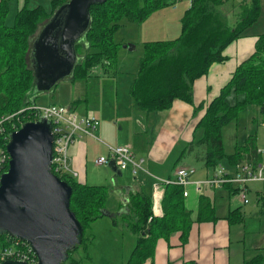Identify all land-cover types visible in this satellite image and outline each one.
Here are the masks:
<instances>
[{"label": "trees", "instance_id": "trees-1", "mask_svg": "<svg viewBox=\"0 0 264 264\" xmlns=\"http://www.w3.org/2000/svg\"><path fill=\"white\" fill-rule=\"evenodd\" d=\"M9 1L0 0V116L33 104L29 100L34 87L30 60L32 41L53 12L68 0H51L48 10L42 5L28 7L24 4L17 9L13 23L7 25L5 19ZM224 1L191 0L181 16L180 32L176 37L142 43V55L128 90L135 109L151 113L169 109L176 99L192 103L194 80L205 75L212 63L226 59L224 49L243 36L260 13L259 0L239 6L228 0V11L240 9L236 21L230 24L225 15L227 12L219 9ZM167 4L173 2L106 0L92 5L88 26L74 43L76 62L67 77L87 78L95 66L102 68L104 73L110 71L116 63L119 44L114 42L113 34L120 21L126 19L140 23ZM246 109L251 116L264 112V32L258 35L254 51L236 66L219 94L206 105L194 129L201 130L200 137L189 142L180 156L185 151H194L195 157L201 155L200 160L206 168H213L222 158H226L228 165L246 158L256 165L259 157L255 145L258 124L255 117L244 141L235 145L232 153L224 151L223 127L236 120L239 113ZM5 128L7 135L11 130L8 125ZM57 175L72 187L70 209L83 229L81 242L68 251L66 261L61 264H80V259L72 255L90 240L91 237L84 233L88 224L105 215L110 190L106 185L79 182L68 174ZM150 191L144 185L137 190L129 189L127 202L119 203L116 208L115 215L125 218V225L135 236L134 247L122 264H142L153 256L158 239L168 238L179 231V238L184 241L190 230L191 212L185 206L180 185L170 183L164 186L162 216L158 217L152 216ZM198 201L196 220L215 219L212 201L206 195H200ZM109 214L115 216L114 212ZM227 219L241 222L240 209L229 211ZM7 239V235L0 234V248L8 243ZM241 264H264V248Z\"/></svg>", "mask_w": 264, "mask_h": 264}, {"label": "crops", "instance_id": "crops-1", "mask_svg": "<svg viewBox=\"0 0 264 264\" xmlns=\"http://www.w3.org/2000/svg\"><path fill=\"white\" fill-rule=\"evenodd\" d=\"M169 1L177 3V5L181 2L178 0ZM259 3L260 13L257 20L245 30L243 36L234 40L224 49L223 54L226 59L222 62L212 63L205 75L194 80L192 85V103L176 99L167 110L146 113L135 109L131 100L128 99L125 101V108L122 111L114 112L115 118L113 117L114 114H108L106 106L97 104L96 108L101 109L103 112V120H101L100 114L96 112L97 110L91 108L89 112L84 111L83 114L95 115L99 118L100 125L97 133L98 136L101 134L103 139L83 136L70 145L68 149L69 165L72 171L77 172V176L72 177L80 182L92 183L91 185H102L94 184L98 183L95 177L85 174L84 170L88 162L93 159L95 161L99 156L107 154L106 145H129L134 153V159L142 160V169L140 170L142 173L140 175L138 172L133 174L131 167L124 169L128 170L133 176L129 182L130 186H127L128 189L137 190L144 185L146 190L149 191L155 181V177H171V171L174 167L183 166V164L177 163L179 158L177 159L178 156L176 157V155H180L189 142L200 137L201 130L194 129L196 123L204 114L206 105L219 94L221 87L230 79L236 66L254 51L258 35L264 32V0H260ZM185 4L188 7V0H186ZM239 11L240 9L235 12L228 11L230 24L236 21ZM179 24L180 21L176 16L172 25L174 31H176V27ZM166 29L170 30V26H166ZM146 40L156 39H143L142 41ZM135 72L136 70L134 74ZM134 74L131 79H133ZM85 99L84 102L86 101ZM245 112L247 115L244 131L239 137H235V142L229 145L226 153H232L235 145L244 141L252 128L251 120L255 117L258 121L255 135L256 152L259 157L258 163H264V112L261 115L255 113L253 116L250 115L247 109ZM110 115L112 116L110 117ZM229 124L223 127L222 138L224 128ZM117 126L119 127L118 129L116 128ZM120 133L124 140L116 139V137L120 138ZM193 153L194 151L191 152V154ZM200 156H198L199 158L195 157L196 160H200ZM242 161L254 165L252 160L248 158ZM103 166V168H106L105 165ZM105 170L108 169L106 168ZM124 170H121L120 175L114 170L112 171L117 176H122ZM228 170L233 171V168H228ZM212 171L205 170V166L197 173L195 169L194 175L195 173L196 175L195 177L192 176V179L202 180ZM115 182L118 183V180L116 181L115 179ZM206 187L209 188H205V191L198 194L195 188L190 186L188 195L184 197L185 206L190 210L192 218V224L185 240H180L179 231L172 233L168 238L158 239L153 256L142 264H241L252 258L261 248H264V236L256 238L253 244L245 245L247 233L243 220L234 222L227 219L229 211L235 208L240 209L242 218H244L246 214L244 205H248L250 202L251 193L256 196L257 207L264 215V181H252L245 185L247 202L240 195L242 187L240 188L237 184L228 183L220 187L206 185ZM211 188L221 191L218 194V197L221 198L219 207L211 194L212 192L214 195V192L210 190ZM124 192H126V189H124ZM200 195H206L212 201L215 208V219L196 220ZM107 211H109L108 213L113 212L109 208H107ZM106 216H110V214Z\"/></svg>", "mask_w": 264, "mask_h": 264}, {"label": "water", "instance_id": "water-1", "mask_svg": "<svg viewBox=\"0 0 264 264\" xmlns=\"http://www.w3.org/2000/svg\"><path fill=\"white\" fill-rule=\"evenodd\" d=\"M105 1L68 0L53 12L31 44L33 90L48 91L70 75L76 62L74 43L88 26L90 7ZM52 141L49 119L23 122L9 134L10 159L0 175V234L26 241L38 257L37 264L66 261L83 233L70 209L72 187L51 169ZM108 165L120 175L113 161ZM0 264L27 263L8 259Z\"/></svg>", "mask_w": 264, "mask_h": 264}, {"label": "rangeland", "instance_id": "rangeland-1", "mask_svg": "<svg viewBox=\"0 0 264 264\" xmlns=\"http://www.w3.org/2000/svg\"><path fill=\"white\" fill-rule=\"evenodd\" d=\"M178 1H181L178 5L177 3L167 4L155 12L150 13L140 23H132L126 19H121L120 26L113 34V40L119 44V47L116 63L110 71L104 73L102 68L95 66L87 78L71 79L64 77L57 80L48 91L33 90L29 94V100L36 106H47L50 104L71 106V109L81 115L84 111L89 112L92 108L93 110H97L96 112L100 114L101 120H103V112L101 109L96 108L97 104L106 106L108 114L122 111L125 108V101L130 99L128 89L134 71L138 68L139 58L142 55V40L171 39L179 34L181 24L176 27V31H174L172 25L176 16L180 21L187 7L185 4L186 0ZM167 2L171 3L169 0ZM230 3L239 6L241 4H250L251 0H233ZM24 4L28 7L42 5L48 10L51 0H10L9 10L5 19L7 25L13 23L17 9ZM220 5L219 9L227 12L225 15L228 18V0H225ZM168 25L170 26V30L166 29ZM128 44L134 47L132 49L124 47V45ZM84 99L86 100L85 102ZM246 115L245 111L240 112L237 119L224 128L223 140L225 153L228 151L229 145L235 142V137H239L244 131ZM113 117L115 118V114ZM116 128L118 129L119 127L117 126ZM122 138L121 133L120 138L116 137L117 140H124ZM98 139H103L101 134H99ZM179 156L176 155L177 159L179 158L178 161L176 159L177 163L188 167L194 166L193 168L196 169V173L204 168L203 162L196 160L195 153L191 154V151H185ZM103 165L108 170H105L106 168H103ZM103 165L96 164L93 159L88 162L84 173L95 177L98 183L94 184H102L109 187L110 197L108 198L107 208L112 209L114 212L113 215H115V209L118 204H125L127 202L128 191L131 189H128L127 186H130L129 182L133 176H131L128 170H124L122 176H117L108 164ZM216 165L223 168H233V166L228 165L226 158L220 159ZM178 167L172 169L171 177H174ZM205 170L212 171L213 168L205 167ZM138 173L140 175L142 172L139 170ZM195 175L193 174V177ZM115 179L116 181L118 180V183L115 182ZM83 183L86 182L84 181ZM86 184L92 183L87 182ZM205 188L209 187L203 185L202 192L206 190ZM124 189L127 192H124ZM210 190L214 192V195L212 192L211 194L218 206L221 200L218 194L221 191L213 188ZM224 198L226 199V197ZM257 202L256 196L251 193L250 202L248 205H244L246 214L243 218V224L247 233L245 245L253 244L256 238L264 236V215H262L261 210L257 207ZM84 233L92 239L87 240L85 247L81 245L72 255L74 258L80 259V264H122L128 259L135 244V236L125 225V218L118 215L114 217L104 215L90 222L85 228Z\"/></svg>", "mask_w": 264, "mask_h": 264}, {"label": "built area", "instance_id": "built-area-1", "mask_svg": "<svg viewBox=\"0 0 264 264\" xmlns=\"http://www.w3.org/2000/svg\"><path fill=\"white\" fill-rule=\"evenodd\" d=\"M191 0L188 2L190 3ZM28 109L29 112L23 111ZM46 118L51 122L53 133L51 169L55 174H70L77 176L69 166L68 149L72 143L83 136L98 139L96 130L100 120L95 115L79 114L75 110L62 104H50L47 106H36L35 104L23 107L14 113L2 114L0 116V175L8 168L10 156L6 151V144L11 131L19 129L25 121H33L38 118ZM25 120V121H24ZM10 128L6 135L5 127ZM6 141V143H5ZM5 143L2 144V143ZM107 154L99 156L96 164H108L113 161L118 170L131 167L133 174L142 169L141 161L134 159V153L129 145H106ZM195 172L193 167L180 166L176 169L174 177L156 178L151 186L152 216H162V199L164 186L176 184L183 188L184 197L188 195V188L193 186L198 194L202 193L203 185L220 187L223 184L233 183L242 187L241 197L248 201L245 194V185L252 181H264V163L252 165L241 161L233 166V171L228 168L215 165L213 171L202 180H193ZM151 218V217H150ZM149 218V219H150ZM8 243L0 248V262L8 259L22 260L27 264H37L38 257L31 250L26 241L8 236Z\"/></svg>", "mask_w": 264, "mask_h": 264}, {"label": "bare ground", "instance_id": "bare-ground-1", "mask_svg": "<svg viewBox=\"0 0 264 264\" xmlns=\"http://www.w3.org/2000/svg\"><path fill=\"white\" fill-rule=\"evenodd\" d=\"M238 187V186H237ZM239 190V189H238ZM239 192V191H238Z\"/></svg>", "mask_w": 264, "mask_h": 264}]
</instances>
